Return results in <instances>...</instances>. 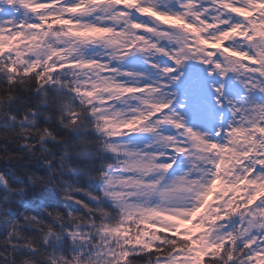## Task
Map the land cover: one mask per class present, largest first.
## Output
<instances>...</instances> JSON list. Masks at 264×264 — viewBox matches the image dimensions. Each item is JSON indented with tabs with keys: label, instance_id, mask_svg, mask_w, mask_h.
<instances>
[{
	"label": "snow or ice",
	"instance_id": "obj_1",
	"mask_svg": "<svg viewBox=\"0 0 264 264\" xmlns=\"http://www.w3.org/2000/svg\"><path fill=\"white\" fill-rule=\"evenodd\" d=\"M46 139L0 264H264V0H0V160ZM62 169L98 190L17 210Z\"/></svg>",
	"mask_w": 264,
	"mask_h": 264
},
{
	"label": "trees",
	"instance_id": "obj_2",
	"mask_svg": "<svg viewBox=\"0 0 264 264\" xmlns=\"http://www.w3.org/2000/svg\"><path fill=\"white\" fill-rule=\"evenodd\" d=\"M0 143H3V141H0ZM52 144V140L46 139L41 144H38L36 149L31 151L18 144H8V148L12 152H21L24 153V155L19 159L0 160V171L4 172L13 184L19 182L18 177L24 174V170H30L31 172L42 176L48 175L50 170L47 166H45L44 160L48 159L50 153L44 152L43 146L47 145L49 148H51ZM4 150L5 149L0 148V152H3ZM77 159L79 158L71 157L73 162H75ZM53 164L55 165L56 162L54 161ZM62 173L69 183H61L60 187L45 185L39 189L29 185L22 196L23 203L17 205V210H27L28 212L36 215H43L44 207H55L62 211L65 207L77 209L79 207L78 205L71 202H66L63 199L61 188L71 187L73 184H75L80 187L88 188L91 191L98 190L97 183L89 179L83 172H64L62 169ZM75 195L85 200L88 199L87 195L84 193L77 192Z\"/></svg>",
	"mask_w": 264,
	"mask_h": 264
}]
</instances>
